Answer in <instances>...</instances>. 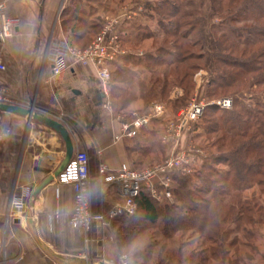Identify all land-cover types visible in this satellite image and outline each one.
<instances>
[{
  "label": "trees",
  "instance_id": "trees-1",
  "mask_svg": "<svg viewBox=\"0 0 264 264\" xmlns=\"http://www.w3.org/2000/svg\"><path fill=\"white\" fill-rule=\"evenodd\" d=\"M70 6L62 11L69 43L85 48L102 28L108 3L95 25L69 16ZM142 6L139 17H147L157 29L136 20L124 22L120 44L131 53L109 64L112 109L127 117L129 106L137 103V110L143 111L158 99L170 100V87H180V97L186 100L200 69L209 74L206 101L230 95L233 105L230 110L207 106L195 124L194 130H203L212 141L206 145L209 155L202 150L200 168L179 178L172 189L175 203L159 204L141 193L135 199V214L123 215L112 224L126 219L128 242L147 223L158 225L167 240L190 231L212 243L210 248L203 243L190 252L184 264H208L209 259L237 264L255 255L264 264L263 244L257 240L264 235V205L253 199L256 188L264 185V0H143ZM146 40L154 42L153 50L139 55L135 50ZM248 94L253 95L248 98ZM155 124L159 121L150 122ZM259 194L264 196V190L259 188ZM230 224L234 231L224 228ZM238 245L230 260L231 249ZM132 259L144 264L150 257L135 252Z\"/></svg>",
  "mask_w": 264,
  "mask_h": 264
},
{
  "label": "crops",
  "instance_id": "crops-1",
  "mask_svg": "<svg viewBox=\"0 0 264 264\" xmlns=\"http://www.w3.org/2000/svg\"><path fill=\"white\" fill-rule=\"evenodd\" d=\"M142 1L119 3L115 12L130 10L134 12L131 21L136 20ZM70 2L7 1L6 13L17 24L1 53L6 70L0 74V86L7 88L13 104L27 107L32 103L34 112L62 123L69 131L74 151L82 149L88 153L92 208L96 212L106 211L121 197L116 190L107 194L115 186L98 179V166L103 162L110 169L122 164L139 168L143 153L138 144H143L144 129L135 138L115 141L121 127L117 117L121 114L107 108L111 101L109 91L99 81L95 66L78 65L67 57L68 67L52 76L46 48L54 40L68 41L62 11ZM109 12L104 10L103 14L107 17ZM137 107V103H132L128 110ZM64 156L65 145L58 133L25 116L0 111V213L12 198L21 195L27 198L25 215L19 223L14 219L5 229L0 221V241L4 239L5 249V255L0 249V264H56L59 258L73 257L94 264L115 262L116 243L111 228L96 226L84 234L69 226L73 208L70 186L54 180L35 193L38 185L60 166ZM56 186L58 198L54 194ZM96 187L101 189L98 199L94 195ZM106 203L109 207L104 206Z\"/></svg>",
  "mask_w": 264,
  "mask_h": 264
},
{
  "label": "built area",
  "instance_id": "built-area-1",
  "mask_svg": "<svg viewBox=\"0 0 264 264\" xmlns=\"http://www.w3.org/2000/svg\"><path fill=\"white\" fill-rule=\"evenodd\" d=\"M8 0H0V74L6 70L2 58V50L16 27V20L6 13ZM142 11V8H140ZM134 12L125 10L122 13L106 18L102 28L85 48H78L66 40L52 41L47 45L46 57L51 63V74L56 76L65 70L68 65L66 58L71 57L74 63L82 66L93 65L97 68V76L103 88L107 89L111 79L109 64L122 55L131 53L120 44V34L125 21L131 20ZM139 55L142 53L139 52ZM196 79L199 83L206 82L204 74L199 71ZM0 104H13L12 97L7 88L0 86ZM214 105L222 110H230L233 100L230 97L219 98L210 102L202 98L193 99L177 117L167 125V140L173 146L165 160L156 166L135 169L122 164L117 169H110L101 162L97 169L98 179L105 185L116 186L121 200L113 203L106 211L93 210L90 198V161L85 150L77 149L72 157L54 179L59 185L70 186L73 192V208L68 217L71 228L78 229L88 234L94 227H109L113 221L121 216L135 214L137 205L135 199L144 193L157 202L175 203L172 193L173 183L177 176L190 175L193 167L188 152L175 153V146L182 133L197 122L203 115L207 106ZM107 108L112 109L110 102ZM166 108L160 103H152L145 111L133 110L128 117L119 115L120 133L115 135V141L122 138H135L142 128L148 126L152 120L164 119ZM55 198L59 196V187L54 189ZM27 206V198L21 195L12 198L6 209L0 213V221L7 229L14 219L24 218ZM88 239H85L87 242ZM0 249H4V239L0 241ZM264 259V254H263Z\"/></svg>",
  "mask_w": 264,
  "mask_h": 264
},
{
  "label": "rangeland",
  "instance_id": "rangeland-1",
  "mask_svg": "<svg viewBox=\"0 0 264 264\" xmlns=\"http://www.w3.org/2000/svg\"><path fill=\"white\" fill-rule=\"evenodd\" d=\"M88 1L90 3H88ZM137 0H125L128 4H132L133 2H136ZM115 2H118V0H71L70 4V12H68L69 16H80L82 20L87 25H95L98 24L100 20V15H98L102 11V6H105L106 3H108L107 7L109 9L110 14H107L108 17H112L116 14H119L116 11L117 9V4ZM103 4V5H102ZM115 7V8H114ZM71 16V17H72ZM137 22H140L144 26L148 25L150 26V29L152 31H155L157 29V25L154 22H151L148 20L147 17H137L136 19ZM148 21V22H147ZM212 22H219L217 19H212ZM68 42L70 39H67ZM55 41V40H54ZM52 42V41H51ZM50 43V42H49ZM154 47V42L152 40H146L142 43L141 47L139 49H136L135 51H138L143 53L142 50L145 52H150L153 50ZM136 48V47H134ZM134 50V49H133ZM196 62V61H195ZM199 62V61H197ZM196 62V63H197ZM204 74V78L208 81L209 74L206 70L200 69ZM198 71V72H199ZM196 72L195 75L198 73ZM147 74V73H143ZM195 75L192 78V89L189 92L188 99L184 100L180 96H182L183 92L180 87H170L172 89L170 93V100L166 99H158L154 101L153 103H160L165 106L166 108V117L164 119H160L159 124L155 125H148L141 130L143 131V138L142 142L143 144H138V146H142L140 149L142 150V165L139 166V168L135 169H145V168H150L156 165L161 164L165 158L169 155L172 149V143L167 140V125L170 121L174 120L177 115L184 110L189 103L193 99H198L202 98L206 101V83H199L201 81V78L195 77ZM144 76V75H143ZM141 78H143L141 76ZM108 88V86H107ZM109 91V88H108ZM253 94H248V98H250ZM179 97V98H178ZM225 97H230L229 96H224L221 98ZM178 98V99H176ZM231 98V97H230ZM176 99V100H175ZM219 99V98H218ZM152 103L148 105L143 111L147 110ZM137 110V108L130 110ZM129 112V111H128ZM127 112V115H128ZM122 115V114H121ZM201 119V118H200ZM200 119L192 124L190 128L182 133L180 138L178 139L177 145L174 147L175 153L178 152H188L190 154L193 172L200 168L203 159L205 158V154L202 152L205 151L206 154V145L208 147V144L212 142L209 140V136H205V132L200 129L194 130L195 124H198L200 122ZM153 132L151 133L150 130ZM210 149V148H208ZM214 147L212 151H214ZM209 155V154H208ZM141 155L138 156L140 158ZM181 176H177L174 180L173 187L178 183L179 178ZM259 188L264 190V185L262 187L256 188V195L254 196V201L258 202L260 205H264V196L259 194ZM117 190L116 186L114 189H109L107 190V194H111L112 192L114 193ZM101 194V189L100 187L95 188V198L98 199ZM246 196H249V199L251 198L250 193H246ZM93 196H91L90 193V198L92 199ZM95 199V200H96ZM165 202H159V204H164ZM91 205L93 206V203L91 201ZM105 207H109V204H104ZM141 215L135 216L134 219L138 221V218H140ZM126 219H121L114 224L109 226V229L111 231V235L114 238V242L116 243L114 247V252H113V258H115V262L113 264H139L141 261L134 262V259H132V255L135 252H143L146 253L147 256L150 257L147 262L144 264H159V262H162V264H184L183 263V258L187 256L190 252L196 251L197 249H201L202 245L204 243V248H210L211 247V242H208L203 239V237L199 235L192 234L190 231H183V232H177L175 233L169 240L165 239L163 235L161 234L158 225H150V224H143L142 227L137 231L136 235H133L134 238L132 239L131 242H128L126 240V235L125 232L128 231V222H125ZM134 220V221H135ZM232 224L230 225H225L224 228H229L230 230L234 231L232 229ZM122 228V229H121ZM136 231V230H135ZM234 234H231L227 236L228 240L229 238L233 237ZM238 238H241L242 232L239 231L238 233ZM258 243L263 244V249H264V235L262 239L258 238ZM239 244V242H238ZM240 246H236L231 249L230 254H229V259L233 260V252L236 248H239ZM243 251H249V249H245L241 247ZM206 254L208 255L209 252L206 251ZM98 259V258H97ZM235 261V260H234ZM99 262L98 260H95V263ZM208 264H228L227 261L221 262V260L218 261V263H214L213 259L208 260ZM231 264H234L233 261ZM237 264H263L262 261L260 260L259 256H254L253 260H247L246 258H242V262H239Z\"/></svg>",
  "mask_w": 264,
  "mask_h": 264
},
{
  "label": "water",
  "instance_id": "water-1",
  "mask_svg": "<svg viewBox=\"0 0 264 264\" xmlns=\"http://www.w3.org/2000/svg\"><path fill=\"white\" fill-rule=\"evenodd\" d=\"M0 111L10 112L20 116H25L27 117L28 120H33L41 124H44L45 126L49 127L50 129L58 133L64 142L65 145L64 159L62 160L60 166L38 185V187L35 190V193H38L41 189H43L44 187H46L47 185L51 184L54 181V179L65 168L70 158L72 157L74 152V145L70 138L69 131L63 126L62 123L48 116H43L34 112L32 103H30L27 107L11 105V104H0ZM14 222L19 223V219H15ZM56 264H94V263L82 258L73 257V258H59Z\"/></svg>",
  "mask_w": 264,
  "mask_h": 264
}]
</instances>
